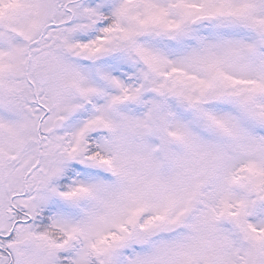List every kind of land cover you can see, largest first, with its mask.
I'll return each instance as SVG.
<instances>
[{"label":"snow or ice","instance_id":"6c2138e0","mask_svg":"<svg viewBox=\"0 0 264 264\" xmlns=\"http://www.w3.org/2000/svg\"><path fill=\"white\" fill-rule=\"evenodd\" d=\"M0 264H264V0H0Z\"/></svg>","mask_w":264,"mask_h":264}]
</instances>
